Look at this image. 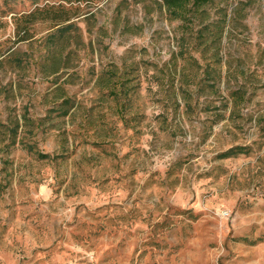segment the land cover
I'll return each instance as SVG.
<instances>
[{"label": "rangeland", "instance_id": "rangeland-1", "mask_svg": "<svg viewBox=\"0 0 264 264\" xmlns=\"http://www.w3.org/2000/svg\"><path fill=\"white\" fill-rule=\"evenodd\" d=\"M35 6L0 0V264H264V0L209 5L198 62L161 0L54 42Z\"/></svg>", "mask_w": 264, "mask_h": 264}, {"label": "trees", "instance_id": "trees-1", "mask_svg": "<svg viewBox=\"0 0 264 264\" xmlns=\"http://www.w3.org/2000/svg\"><path fill=\"white\" fill-rule=\"evenodd\" d=\"M83 1L86 0H57L53 3L51 1L46 2L41 6V0H33L34 5L36 6L28 14L27 18L30 21H33L37 16H44V19L57 22L54 26L56 27L55 30L50 34V38L52 39V42L58 39L62 40L67 38V36L73 31L76 23H74L72 19L81 9ZM161 1L172 19L182 22V27L184 28L182 41L183 43H188L186 52L182 53V56L195 62H198V60L194 54L198 53L201 55L206 50L213 51L214 56H217V48L212 47L211 41L207 38L208 34H214L215 39L213 40L217 41V38L222 34L224 27V23L222 22H207L209 19L207 7L209 5H214L216 0ZM235 96L236 95L233 97ZM64 114H66V111ZM248 153L249 148L246 146H233L222 152L220 157L226 159ZM40 156L43 158L50 157V155L46 153H40ZM259 240L264 241V236L260 237Z\"/></svg>", "mask_w": 264, "mask_h": 264}]
</instances>
